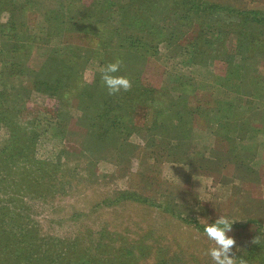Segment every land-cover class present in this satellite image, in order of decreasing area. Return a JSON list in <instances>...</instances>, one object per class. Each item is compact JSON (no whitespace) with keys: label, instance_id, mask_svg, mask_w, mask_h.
<instances>
[{"label":"rangeland","instance_id":"rangeland-1","mask_svg":"<svg viewBox=\"0 0 264 264\" xmlns=\"http://www.w3.org/2000/svg\"><path fill=\"white\" fill-rule=\"evenodd\" d=\"M0 1L3 2V9H0V28L3 29L9 26L11 19V0ZM205 1L238 11L264 12V0ZM38 4L37 12L34 7L31 10L36 18L30 30L42 37L47 28L45 13L61 11L64 6L62 0H38ZM217 19L228 22L219 14L207 26L216 28ZM117 20L119 16L114 15L113 21ZM52 22L55 28L59 26L60 21ZM61 42V36H53L49 46L35 48L28 65L38 69L48 50L59 48ZM258 51L249 55L251 62L247 66L261 76L260 82L264 84V53L260 57ZM187 52L161 43L158 55L138 60L132 73L141 84L153 87L152 96L156 95L159 102L186 98L185 108L177 104L174 107L182 115L198 107L193 94L200 95L199 99L203 101L212 97L219 103L217 108L222 107L223 115L231 113L238 97L221 87L215 77L216 73L223 75L225 67L216 61L192 64ZM100 58L99 55L90 57L82 74L83 83L94 82L96 73L101 70ZM130 62L125 61L122 69L131 70ZM236 62L240 63L238 55ZM6 64L9 63L4 54L0 55V73ZM22 80L15 83L11 79V84L16 87L20 84L22 90L28 88ZM129 81L131 85L134 82L131 78ZM129 89L119 91L117 103L120 107L112 108L129 115L127 118H131L133 128L126 129L128 134L102 133L101 140L91 141L89 145L87 141L95 132L87 126L89 114L84 108L87 104L82 107L83 104H74L72 100L30 91L28 98L20 104L23 108L18 121L21 125L26 124L27 130L33 126L36 138L33 145L28 142L23 150L30 152L33 148L37 160L49 164L51 169L57 168L53 173V176H59L54 180L57 191L45 200L32 201L23 216H20L21 212L13 211L10 215L9 208L2 214L10 216L12 223L31 221L28 224L37 227L42 238L54 242L75 240L77 246L74 249L79 253L86 252L103 264L111 260L133 264H213L207 253L214 244L204 234V227L223 216L233 221L229 233L236 241L233 255L238 264H243L249 249L255 242L262 241L264 233V171L261 169L264 134L244 136L252 145H257L256 153L259 154L248 165L257 172L251 174L245 170L247 165L239 167L227 161V155H222L227 151L225 145L220 147L212 130L200 126L204 116L196 119L194 124L198 125L185 141L188 144L183 145L180 139H172L163 132L154 136L150 129L151 108L144 106L145 103L129 102L126 93ZM263 107L261 99L245 100L238 110V118L249 122L254 118L263 128ZM162 110V115H166V109ZM93 113H90L91 118H96L97 111L95 115ZM216 118L218 120L220 116ZM167 124L174 127V124ZM22 136L26 137L23 131L18 134V137ZM8 138L7 127L0 124V147ZM166 142L169 145L166 146ZM11 173L15 179L21 174L17 176L18 172L14 170ZM61 186L63 191L58 192ZM0 188V201L12 198L13 191H7L11 187ZM127 194L153 201L159 208L126 199L124 195ZM171 210L183 218L194 219L195 223L181 221ZM12 240L15 242L19 238ZM248 264L260 263L254 259Z\"/></svg>","mask_w":264,"mask_h":264},{"label":"trees","instance_id":"trees-1","mask_svg":"<svg viewBox=\"0 0 264 264\" xmlns=\"http://www.w3.org/2000/svg\"><path fill=\"white\" fill-rule=\"evenodd\" d=\"M62 3L64 8L61 11L50 10L45 13L47 28L42 37L30 30L36 18L31 10L34 7V12H37L38 0H11L9 26L0 28V55L4 54L9 63L0 73V124L6 126L9 132V138L0 147V163L3 164L0 165V187L3 190L11 187L7 191H13L12 198L0 201V264H103L86 252L79 253L74 249L77 246L75 240L67 242L61 239L54 242L42 238L38 228L28 224L31 221L12 223L10 216L2 214L5 208H9L10 215L13 211L16 214L21 212L20 216H23L29 211L32 201L45 200L57 191L54 180L59 176H53L57 168L51 169L49 164L37 160L33 148H30V152L23 150L28 142L33 145L36 138L33 126L27 130L24 127L26 124L21 125L18 121L23 108L20 104L28 98L30 91L60 100H72L74 104H83L82 107L87 104L84 107L89 114L87 126L95 132L87 141L88 145L91 141L101 140L105 132L128 134L126 129L133 128L131 118L112 108L120 107L117 103L119 92L110 94L102 80V70L108 64L119 61V71L112 75L134 81L126 92L128 100L132 104L145 103L144 106L151 108L150 129L154 136L163 132L172 139H180L183 145L188 144L185 141L190 139L193 128L198 125L194 124L196 119L204 116L205 120L200 126L212 130L220 147L225 145L227 151L222 155L229 157L227 161L239 167L247 165L245 170L248 173H257L248 166L259 156L256 153L257 145H252L244 136L248 133H255V136L264 134V120L262 128L256 124V119L251 118L250 122L241 120L237 113L245 100L258 98L264 101L261 76L251 72V66H247L251 62L249 55L256 54L254 50H259L260 57L264 53L263 11H238L205 0H62ZM0 9H3L2 1ZM219 14L224 15L228 22H219L217 19L219 24L216 28L208 27L207 23ZM114 15L119 16L118 23L113 21ZM53 20L60 21L57 28ZM53 36L62 37L59 48H50L41 66L38 69L31 68L28 63L34 49L41 45L49 46ZM161 43L174 50H187L192 64L221 63L225 72L223 75L216 73L215 77L219 79L221 87L238 97V103L231 113L223 115L222 107L217 108L219 103L212 97L203 101L199 99L200 95L193 94L198 107L182 115L174 107L177 104L185 108L186 98L166 100L164 103L159 102L156 95L152 96L153 87L141 84L137 75H133L132 67L140 59L157 56ZM95 55L101 56V70L96 73L92 84L83 83L82 74L86 64ZM237 55L240 56L239 64L236 62ZM129 60L132 61L131 70L122 69L124 62ZM11 79L15 83L24 79L26 82L23 83L29 87L22 90L20 84L18 87L13 86ZM204 95L207 94H201ZM163 108L166 109V115H162ZM96 111V118H91L90 113L94 112L95 115ZM261 114H264V110ZM216 116L220 118L217 120ZM167 123L174 124V127ZM22 131L26 137H18ZM261 169L264 171V162ZM12 170L18 172L17 176L21 173L19 178H14ZM61 191L62 186L58 192ZM14 193L17 196L14 197ZM124 197L159 208L155 202L146 201L136 194ZM170 212L187 224L195 223L194 219L183 218L173 210ZM9 236L19 240L13 242ZM261 236L262 241L252 245L243 264L251 263L254 259L264 264V233ZM108 264L133 263L111 260Z\"/></svg>","mask_w":264,"mask_h":264},{"label":"clouds","instance_id":"clouds-1","mask_svg":"<svg viewBox=\"0 0 264 264\" xmlns=\"http://www.w3.org/2000/svg\"><path fill=\"white\" fill-rule=\"evenodd\" d=\"M119 61L108 64L102 70V80L110 94L127 90L131 84L126 77L114 76L119 71ZM203 219V218H201ZM233 221L227 217H218L213 222L206 223L204 234L213 242L214 246L208 249V255L213 264H238L233 255L236 241L229 235L232 231Z\"/></svg>","mask_w":264,"mask_h":264}]
</instances>
